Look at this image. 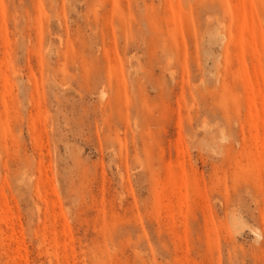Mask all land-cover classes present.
Returning a JSON list of instances; mask_svg holds the SVG:
<instances>
[{"label":"rangeland","instance_id":"1","mask_svg":"<svg viewBox=\"0 0 264 264\" xmlns=\"http://www.w3.org/2000/svg\"><path fill=\"white\" fill-rule=\"evenodd\" d=\"M0 264H264V0H0Z\"/></svg>","mask_w":264,"mask_h":264}]
</instances>
